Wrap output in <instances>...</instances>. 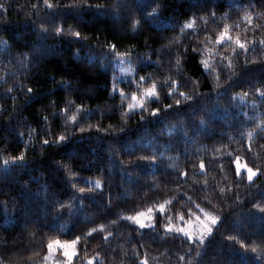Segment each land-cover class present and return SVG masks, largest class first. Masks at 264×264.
Wrapping results in <instances>:
<instances>
[{
  "label": "trees",
  "instance_id": "trees-1",
  "mask_svg": "<svg viewBox=\"0 0 264 264\" xmlns=\"http://www.w3.org/2000/svg\"><path fill=\"white\" fill-rule=\"evenodd\" d=\"M50 2L53 9L43 0H0V264H45L50 240L77 236L81 239L72 264L90 259L94 264H264V212L252 207L264 205V96L255 91L264 88V46L259 44L264 4L163 0L154 19L146 22L140 17L155 6L152 0ZM246 15L252 18L250 25ZM190 17L196 28L182 32ZM133 20L139 21L135 30ZM225 23L233 37L250 41L247 53L237 50V55L231 43L214 46ZM56 26L63 29L60 36ZM72 30L80 31L81 38L72 37ZM110 43L133 54L125 57L133 77L117 84L124 98L110 94L116 59L100 58ZM205 45L213 51L203 56L192 51L196 46L203 51ZM34 48L40 50L35 57ZM75 50L97 59L81 65L74 60ZM178 54H183L179 69ZM202 58L209 60L208 71L200 66ZM253 58L245 65V59ZM142 75L148 76L145 87L157 82L161 99L150 101L146 113L125 114L138 90L131 81ZM172 79L180 87L169 98ZM181 90L202 95L185 101ZM177 98L180 106L174 104ZM69 102L67 115L75 112L76 126L85 131L71 130L68 140L51 143L55 135L65 134L67 115L60 110L68 109ZM165 103L173 107L164 110ZM152 107L161 109L156 117L150 115ZM204 110L211 111L205 115ZM44 139L50 143L44 145ZM128 153L155 160L127 168ZM20 154L23 163L12 161ZM236 156L260 170L255 180L235 175L231 161ZM165 200L171 202L166 215L187 219L189 209L199 212V204L221 217L204 246L166 234L160 226L140 229L124 219ZM58 205L59 211L54 210ZM89 229L97 231L87 235Z\"/></svg>",
  "mask_w": 264,
  "mask_h": 264
},
{
  "label": "snow or ice",
  "instance_id": "snow-or-ice-1",
  "mask_svg": "<svg viewBox=\"0 0 264 264\" xmlns=\"http://www.w3.org/2000/svg\"><path fill=\"white\" fill-rule=\"evenodd\" d=\"M261 4H264V0H260ZM43 3L47 6L49 9H53L54 5L50 2V0H43ZM86 3V0H85ZM152 3L155 5L154 7H151V11H146L141 17V20H145L146 22L151 21L154 19L155 15L160 11V8L162 7L163 0H152ZM58 6V5H57ZM72 7H76L77 5H71ZM93 6V5H89ZM0 7H3V5H0ZM32 7H36V5H32ZM95 7H100L99 5H95ZM116 8L119 7V5L115 6ZM205 12H208L207 9H204ZM209 15L212 18H215L216 12L211 11ZM226 18V17H225ZM201 19H204V17H201ZM245 20L247 23L250 25L252 23V18L251 16H245ZM139 26V21L133 20L132 22V28L135 30ZM235 27L239 28V25H236ZM261 27H264L262 25ZM42 30L46 31V29H43V25H41ZM196 28V20L195 17H190L187 22H185L182 27L181 31L183 32L185 29H195ZM63 32V29L60 26L55 27V34L57 36H60ZM70 35L76 39L81 38V32L78 30H72L70 32ZM207 42L212 43V38L208 37L206 34ZM4 44H7L8 41L4 40L2 41ZM231 43L234 45L233 51L237 53V55L240 54L239 51L237 50H243L244 53H247L249 51V43L250 41H242L239 34H237L235 37L231 35L229 25L227 23L224 24L223 29L216 33L215 39H214V46H223L225 44ZM259 44L261 46H264V38H262L259 41ZM105 48L108 49L107 53L101 54V59H106L108 56H112L113 59H121V63L123 62L122 58L132 56V53H125V52H120L117 51V45L116 44H107L105 45ZM81 51L82 50H75L73 52L74 60L76 62H79L81 65L83 64L84 60H88L89 63H93L96 59L97 56L95 54L93 55H84L81 56ZM193 52L199 53L201 56H203V52H208L211 53L213 51V48L207 47L205 45L203 51L199 48V46L193 47L192 48ZM40 50L38 48L33 49V56L35 57L37 54H39ZM183 54H178L175 60V66L177 69H179L181 65V60L180 56ZM139 60L140 58L137 57ZM222 59H227V57H222ZM256 58H253L252 61H249L245 59V65H247L250 62H255ZM31 63V61H29ZM200 66L205 70L208 71L210 68L209 60L208 58H202L200 60ZM108 65L111 64V61L107 62ZM107 65L102 64L101 67H106ZM228 67L231 68L232 64L231 61H229ZM121 72L124 73H129L132 72L131 67L129 68H123L121 67ZM212 71H215V69H212ZM148 79L147 75H142L139 76L138 80H132V84L137 85V91L132 92L131 94V99L128 101L126 107H124V113L127 114L128 112H135L136 110H140L142 113H146L148 111L146 105L150 101H156L158 102L161 99L160 93L158 92V85L156 81H153L151 84L148 86H144ZM116 80V77L113 76V81ZM193 83H197L195 80H193ZM61 84L68 90H73L71 89V86L68 84L66 81H61ZM59 86V85H58ZM180 87V82L172 79L170 81V86L167 87V96L171 98L176 94V90ZM112 90L119 91V94L122 98L125 97V92L122 88L117 89L116 83L112 84ZM9 92L12 91V89H8ZM256 92L260 93L261 96H264V88H256ZM28 93H32L33 89L29 87L27 89ZM202 94L200 93H194V95H189L184 91H179V97H182L185 101H193L194 96H200ZM246 95V93H245ZM174 104L176 106L181 105V99L177 98L174 101ZM123 107V105H122ZM163 109L164 110H169L173 107L171 104H163ZM75 108L77 111H82V106L80 104L75 105ZM71 110V103L69 102L68 109H61L60 111L67 115V112ZM161 109L159 107H152L150 115L152 117H156ZM205 115H208L211 110H204ZM83 119V116L81 117ZM140 120L144 121L145 120V115L140 116ZM67 121L68 125H66L65 128V134H60V135H55L54 141H51V143L55 144H61L64 141L69 139L70 131L74 130L75 132H83L85 129L83 127H77L76 125L79 124V121L77 120V115L75 112H73L72 115H67ZM201 124H204L205 121L203 118L200 120ZM89 127H93V125H89ZM98 127V126H96ZM100 131H104L103 129H99ZM120 131H123V129H120ZM251 135V134H250ZM50 141L48 139L43 140L44 145H48ZM129 155V163L127 164V168H134L138 166V162L140 160H155V156L153 157H133L131 153H128ZM12 161H19L21 163L24 162L25 157L23 154H20L18 156L12 157ZM9 163V161H5V164ZM231 163L235 167V175L237 177H242L246 173V178L248 181H252L255 176L258 175L259 169H254L253 167H249L247 163H242L241 162V157L236 156L235 160H232ZM67 167V166H65ZM199 168L203 170L205 168V163L203 160L200 161L199 163ZM71 175H75V173H71ZM180 176H185V172H180ZM75 187V185H73ZM95 187L97 189L102 188V184L100 180L95 181ZM79 191L83 193L85 191L84 188H80ZM223 191V189L221 190ZM239 199V197H237ZM171 202L168 200H165L163 203L157 204L154 207H148L144 210L141 211H136L132 215H128L124 219L127 221H130L134 223L135 225H138L140 229H145V228H156L158 226L162 227L166 232H175L177 234H182L186 239L189 244H197L198 246H204L206 243V239L213 233L214 227L218 224L220 221L221 217L218 215H214L211 212H208L204 208H201L199 204L196 205L197 208H199L201 215H197L195 213L191 212V209H189L190 216L189 218L185 219V216L182 214L177 213L176 220L177 221H182V223H173L171 219L168 220L167 223H163L162 225L159 224V216H163L165 213V206L169 205ZM6 207V205H5ZM253 208H258L259 211L264 212V205H257L253 204ZM60 206L58 205L56 211H59ZM99 229H103L104 225H99ZM97 231V229H89L87 235H90L92 232ZM81 239V237L77 236L75 239L72 240H50L47 247H48V254L45 256V260L47 261L49 257L52 255V253L56 250L62 251V255L66 258L63 262L57 261L56 264H72L73 257L76 255V245L78 241ZM231 239V237H229ZM55 246V247H54ZM243 247L244 245L241 244ZM255 251V248L252 249ZM183 259V257H181ZM89 264H92V261L89 260ZM141 264H147V260H143Z\"/></svg>",
  "mask_w": 264,
  "mask_h": 264
},
{
  "label": "rangeland",
  "instance_id": "rangeland-1",
  "mask_svg": "<svg viewBox=\"0 0 264 264\" xmlns=\"http://www.w3.org/2000/svg\"><path fill=\"white\" fill-rule=\"evenodd\" d=\"M122 60H123V62L121 63V59H116L115 60V62H114V68H115V74H114V76L116 77V80L115 81H113L112 80V83H111V87H110V94H117V95H120L119 94V91H113L112 90V84L113 83H116V85L118 84V83H120V82H124V81H126V80H128V79H130V78H132L133 77V75H134V69L131 67V65L129 64V62H128V60L127 59H125V58H122ZM121 67H123V68H129V67H131V69H132V72H129V73H124V72H121ZM117 89H119L118 87H117ZM139 110V109H138ZM242 163H245V162H243V161H241ZM245 176H246V173L244 174ZM258 176V175H257ZM257 176H255L254 178H253V180H255L256 179V177ZM252 180V181H253ZM252 181H248V182H252ZM198 213H197V215H201L202 216V213H200V210L198 209ZM169 219H171L172 220V222L173 223H182V221H177L176 220V216H173V215H166V214H164L163 216H159V224H163V223H167L168 222V220ZM161 230L164 232V233H166V234H170V235H175V236H181V237H184L182 234H177V233H175V232H166L162 227H161ZM185 238V237H184ZM209 238V237H208ZM207 238V239H208ZM206 239V240H207ZM55 247V246H54ZM77 252H78V243H77V245H76V255L73 257V259L77 256ZM66 258L62 255V251H60V250H56V251H54L53 253H52V255L49 257V259L46 261V263L45 264H56V262L57 261H60V262H63L64 260H65ZM91 261H92V264H94V259H90ZM86 264H89V260H87V262H86Z\"/></svg>",
  "mask_w": 264,
  "mask_h": 264
}]
</instances>
